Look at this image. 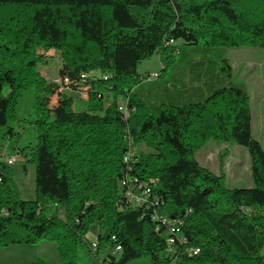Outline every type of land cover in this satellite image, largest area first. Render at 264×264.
<instances>
[{"label": "trees", "instance_id": "trees-1", "mask_svg": "<svg viewBox=\"0 0 264 264\" xmlns=\"http://www.w3.org/2000/svg\"><path fill=\"white\" fill-rule=\"evenodd\" d=\"M179 40L264 48V0H0V128L14 135L31 89L36 112L35 145L15 149L35 166V200L21 198L0 153V250L47 241L60 264H79L87 245L95 264L143 257L151 264H264V148L253 136L250 96L233 83L225 52V86L207 85L213 69L202 60L189 84L179 78L162 86L159 102L136 95L144 80L139 64L158 55L161 78ZM50 52L61 57L59 82L37 68ZM201 81L204 88L195 86ZM82 90L87 108L75 111L68 92ZM186 96L198 101L185 103ZM213 141L248 151L249 188H229L222 173L200 165L198 152ZM51 205L66 218L48 215ZM94 226L102 233L89 243Z\"/></svg>", "mask_w": 264, "mask_h": 264}, {"label": "rangeland", "instance_id": "rangeland-1", "mask_svg": "<svg viewBox=\"0 0 264 264\" xmlns=\"http://www.w3.org/2000/svg\"><path fill=\"white\" fill-rule=\"evenodd\" d=\"M180 53L165 68L163 76L154 77L146 80L148 76L162 73V61L158 55L143 61L138 66V74L144 80L136 87V95L145 102H159L167 94L161 87L166 84H175V80L181 78L189 84L190 71L195 62L207 61L212 67L210 79L205 78L209 84L215 81L220 86L227 83L226 74L221 71V59L219 54L225 52V58L229 61L232 68V81L237 86L246 90L250 96L252 109V128L253 136L264 148V48L241 47V48H205L203 46H187L183 41L176 42ZM210 62V63H209ZM165 63V62H164ZM164 65V64H163ZM62 66L60 54L50 52L47 59L38 65V71L48 82H56L58 70ZM202 70V68H200ZM221 72L220 75L216 74ZM186 75V76H185ZM225 79V80H224ZM205 80V82H206ZM195 83V86L204 88V83ZM215 86H218L216 84ZM219 87V86H218ZM72 95L73 109L83 111L87 108L88 98H82L80 93L68 92ZM67 93V94H68ZM68 94V95H69ZM185 103L196 102L197 98L185 97ZM34 90H29L20 101L18 110V121L12 125L14 135L9 136L5 128H0V153L2 161L10 156H16L17 162L10 165L15 173V182L21 193V198L26 201L35 200V166L26 163L25 159L15 151L16 147H33L36 143V132L32 122L36 112L34 108ZM138 150L149 152L145 146H140ZM197 160L203 167L209 169L214 174L222 173L229 188H249L252 185L251 159L248 151L237 144H221L210 142L204 146L197 154ZM1 161V158H0ZM25 166V170L23 169ZM46 213L50 216L66 218L65 210L61 206L51 205ZM102 233L99 226L92 227L86 240L89 243L95 241L96 236ZM106 254L113 255L118 260L120 254L114 248H109ZM101 259L105 258V255ZM42 259L51 264H60V256L53 243L44 241L36 246H12L8 249L0 250V264H33ZM96 257L89 252V246H85L79 252V264H95ZM128 264H151L150 257H143ZM174 264H181L175 262Z\"/></svg>", "mask_w": 264, "mask_h": 264}, {"label": "built area", "instance_id": "built-area-1", "mask_svg": "<svg viewBox=\"0 0 264 264\" xmlns=\"http://www.w3.org/2000/svg\"><path fill=\"white\" fill-rule=\"evenodd\" d=\"M172 44H174V43L172 42ZM153 76H154V77H158V74H154V75L149 76V77H148V80H151L152 78H154ZM56 82H59V80L57 79ZM66 83H68L67 80H66ZM59 92L62 93V90H60ZM80 94H81L82 98H84V99H87V98H88L87 90H82V91L80 92ZM120 109L122 110V108H120ZM123 110H125V107H124ZM125 116H127V114H125ZM126 161H128V159H126ZM16 162H17V157H16V156H10V157L6 160V163H7L9 166L12 165V164H14V163H16ZM146 192L148 193V192H150V191L147 189ZM127 196H129V197L132 198V199L136 198V197H134V195H132L131 192H128V193H127ZM136 199H137V198H136ZM94 246H95V245H94ZM118 250H120L119 247L117 248V251H118ZM193 254H194V255H199V254H200V249H195V251L193 252Z\"/></svg>", "mask_w": 264, "mask_h": 264}, {"label": "crops", "instance_id": "crops-1", "mask_svg": "<svg viewBox=\"0 0 264 264\" xmlns=\"http://www.w3.org/2000/svg\"><path fill=\"white\" fill-rule=\"evenodd\" d=\"M163 67H164V65L162 64V69H161V71L163 70ZM156 74H160V73H156ZM211 88V86H208L207 87V89H210ZM207 91V90H206ZM73 92H71V94H72ZM204 93V92H203ZM208 93V92H207ZM205 95H207L206 93H205ZM72 96V95H71ZM173 98H175V97H173ZM57 106V102H54L53 103V105H52V108H55Z\"/></svg>", "mask_w": 264, "mask_h": 264}]
</instances>
